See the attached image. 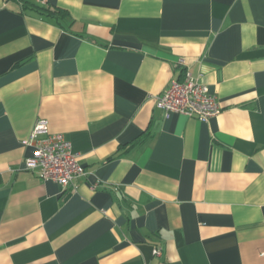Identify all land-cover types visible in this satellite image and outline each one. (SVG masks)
<instances>
[{
  "label": "crops",
  "instance_id": "0c3cea01",
  "mask_svg": "<svg viewBox=\"0 0 264 264\" xmlns=\"http://www.w3.org/2000/svg\"><path fill=\"white\" fill-rule=\"evenodd\" d=\"M186 71L207 122L157 108ZM38 120L73 185L25 169ZM0 264H264V0H0Z\"/></svg>",
  "mask_w": 264,
  "mask_h": 264
},
{
  "label": "built area",
  "instance_id": "2783aa9c",
  "mask_svg": "<svg viewBox=\"0 0 264 264\" xmlns=\"http://www.w3.org/2000/svg\"><path fill=\"white\" fill-rule=\"evenodd\" d=\"M157 108L166 113H177L201 122L218 115L221 106L200 77L185 72L181 80H171L167 88L154 96ZM32 147V155L25 159L24 167L44 182H54L66 188L76 178L85 174L79 162V154L61 134L51 133L46 120H38L26 142ZM154 255H160L155 247Z\"/></svg>",
  "mask_w": 264,
  "mask_h": 264
},
{
  "label": "trees",
  "instance_id": "16d2710c",
  "mask_svg": "<svg viewBox=\"0 0 264 264\" xmlns=\"http://www.w3.org/2000/svg\"><path fill=\"white\" fill-rule=\"evenodd\" d=\"M25 6L27 8H35L36 7L34 5H27V4H25ZM37 11L42 13V14H45V15H47L49 17H54L59 22H62L65 19V17H66V14L63 11H61V10L48 11V10L37 8Z\"/></svg>",
  "mask_w": 264,
  "mask_h": 264
}]
</instances>
